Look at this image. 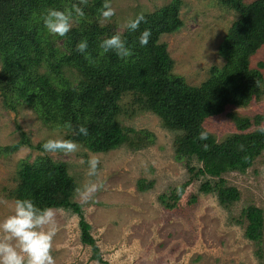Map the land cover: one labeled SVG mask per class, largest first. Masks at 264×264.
Returning a JSON list of instances; mask_svg holds the SVG:
<instances>
[{"label": "trees", "instance_id": "obj_1", "mask_svg": "<svg viewBox=\"0 0 264 264\" xmlns=\"http://www.w3.org/2000/svg\"><path fill=\"white\" fill-rule=\"evenodd\" d=\"M216 1L238 16L218 48L224 63L212 66L199 85H189L174 73V61L161 41L164 35L183 27V0H171L144 13L145 19L137 30L125 28L121 34L113 22L101 25L98 9L104 0H87L86 4L80 0H0L1 105L13 113L20 109L32 111L48 129L63 132L62 138L73 140L90 154H105L122 147L138 152L151 146L152 133L124 124V120L150 113L160 120L163 129L173 133V160L187 173L186 182L171 189L169 196L159 197L162 206L173 210L186 188L199 182L198 193L213 195L218 205L228 210L240 200V192L223 177L232 172L244 174L261 156L264 133L257 129L264 125V115L244 118L229 113L236 132L220 142L205 124L264 96V64L252 68L250 63L264 47V0ZM73 4L83 9L85 17L74 22L65 36L50 35L41 19L45 10H64ZM145 29L151 36L147 45L141 46L139 37ZM115 34L121 35L131 56L120 58L114 51L104 53L99 47ZM84 39L94 64L76 50ZM66 123L71 124L70 129L64 127ZM81 125L87 128V135L79 134ZM201 131L208 132L206 140L198 138ZM44 143L33 145L23 138L13 146L0 147V157L21 146L46 153ZM245 156L249 157L247 161ZM193 162L200 168L191 166ZM67 170L65 162H53L44 156L33 163L22 160L15 173L14 188L4 190L6 197L13 201L29 198L40 208L71 211L79 218V240L90 248L91 260L109 264L100 257L82 206L74 201L78 185ZM151 184L140 179L136 188L146 192ZM191 201L195 203L196 197ZM234 222L246 224L244 237L258 246L256 256L262 259V210L247 206Z\"/></svg>", "mask_w": 264, "mask_h": 264}, {"label": "rangeland", "instance_id": "obj_2", "mask_svg": "<svg viewBox=\"0 0 264 264\" xmlns=\"http://www.w3.org/2000/svg\"><path fill=\"white\" fill-rule=\"evenodd\" d=\"M171 0H110L116 15L112 17L120 34L125 23L137 14L153 12ZM250 3L254 0H242ZM237 14L216 0H183L180 18L183 27L164 35L161 41L174 61V73L189 85H199L212 66H222L218 48L227 28ZM106 24V23H102ZM251 67L264 64V47L250 60ZM264 75V70H263ZM239 117L264 115V96L247 107L230 109L207 120L205 128L220 142L236 132L228 114ZM133 129L154 135L151 146L132 152L122 147L105 154H90L79 147L75 153H39L21 146L14 153L0 157V220L11 214L13 200L4 190L14 188L19 163H33L38 157L65 162L68 175L80 187L86 179L87 161L92 155L100 159L103 188L93 200L82 203L76 193L74 201L82 206L85 221L95 240L100 257L109 264H264V151L244 174L228 173L223 178L237 188L240 200L230 209L221 208L213 195L198 193L199 182L189 185L177 206L166 210L159 197L187 180L184 166L173 160V133L163 129L160 120L145 113L124 120ZM23 135V136H22ZM25 135V136H24ZM63 132L50 130L28 109L18 113L5 110L0 99V147L13 146L23 138L33 145L48 139L62 138ZM191 166L200 168L196 162ZM152 183L146 192L136 188L138 180ZM196 197L195 203L191 201ZM255 206L263 212V235L258 246L244 237L245 225L235 224L242 209ZM59 231L53 241L56 264H99L91 260V250L80 243L79 218L69 210H57Z\"/></svg>", "mask_w": 264, "mask_h": 264}, {"label": "clouds", "instance_id": "obj_3", "mask_svg": "<svg viewBox=\"0 0 264 264\" xmlns=\"http://www.w3.org/2000/svg\"><path fill=\"white\" fill-rule=\"evenodd\" d=\"M80 3L86 4L87 0H80ZM98 12L102 23L111 21L112 17L116 15L110 0H104ZM84 17L85 12L83 9L73 4L71 8L64 10L49 7L45 10L41 19L50 35L63 37L71 30L74 22ZM144 19L143 14H138L134 19H129L124 27L135 31ZM150 36L151 32L148 29L141 33L139 37L141 46L147 45ZM99 47L104 53L110 50L114 51L120 58L132 55L120 34L104 39ZM87 49L88 42L86 39L81 40L76 45V50L85 54V58L89 63L94 64L95 60L87 53ZM64 127L70 129L71 124L66 123ZM257 130L264 133V125L259 126ZM78 132L82 135L88 134L87 128L82 125L79 127ZM198 138L206 140L208 132L201 131ZM42 147L47 153L71 154L77 152L80 146L70 139L55 138L48 139ZM204 147L207 148V145ZM240 149L243 150L244 145L241 144ZM243 159L247 161L249 157L245 156ZM79 162L87 164L86 179L76 189V192L82 203H88L104 186L99 170L100 159L98 156L92 155L87 161L81 159ZM177 191L179 192V188ZM57 210L62 209L37 207L29 198L16 199L13 202L11 214L0 220V264H56L52 251L54 238L59 231Z\"/></svg>", "mask_w": 264, "mask_h": 264}]
</instances>
